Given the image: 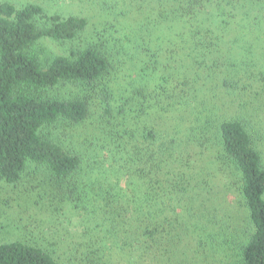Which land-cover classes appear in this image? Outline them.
I'll use <instances>...</instances> for the list:
<instances>
[{
	"label": "trees",
	"instance_id": "obj_1",
	"mask_svg": "<svg viewBox=\"0 0 264 264\" xmlns=\"http://www.w3.org/2000/svg\"><path fill=\"white\" fill-rule=\"evenodd\" d=\"M63 1L0 0V182L71 205L80 239L0 264H264V25L239 18L264 0Z\"/></svg>",
	"mask_w": 264,
	"mask_h": 264
},
{
	"label": "rangeland",
	"instance_id": "obj_2",
	"mask_svg": "<svg viewBox=\"0 0 264 264\" xmlns=\"http://www.w3.org/2000/svg\"><path fill=\"white\" fill-rule=\"evenodd\" d=\"M62 3H64L63 9L64 12H66L65 14H80L88 17H92L93 14H95L87 9L78 10L79 7L75 6L79 4L78 0H64ZM260 10L264 9L262 7H253L243 2L239 11V18L244 16L248 17L255 25L256 19L260 18L263 20L262 25H264V18H262L264 13ZM53 11L63 12V10ZM41 46H43L46 51V53L43 54V57L56 54H66L72 47V45L58 46L51 41H44ZM94 112L96 114L97 111L94 109ZM260 149L264 157V138ZM32 172L33 169H31V173ZM39 174H42V172H39ZM26 178L27 177H25V179ZM28 179L29 178L26 180ZM217 183L220 187L225 186V181L221 177H218ZM39 188L37 183L29 184L26 181L18 185H8L4 182H0V244L23 239V236H27L33 241H39L46 245L60 241L63 244L56 246L55 249L62 251L67 250L65 247L67 242L77 240L79 237L78 234L81 231V221L79 216L76 215L77 213L74 212L71 205L67 203H51L49 198H38V195L41 192ZM240 206V198L238 194L236 196L234 193H231L229 197H226V202H223L221 205L223 212L221 215L226 216L227 222L230 226L229 231L231 232L234 230L233 233H235V228L238 227V225L236 224L235 219L230 217L234 216L235 209H238ZM237 221L239 223V228H243L245 221H241L240 217L239 219L237 218ZM222 259L225 260V257H221L220 255H217L216 257H214V255H209L206 261L207 264H227Z\"/></svg>",
	"mask_w": 264,
	"mask_h": 264
}]
</instances>
